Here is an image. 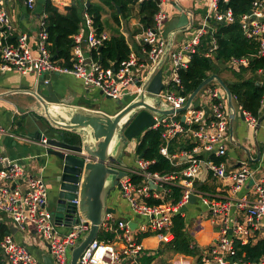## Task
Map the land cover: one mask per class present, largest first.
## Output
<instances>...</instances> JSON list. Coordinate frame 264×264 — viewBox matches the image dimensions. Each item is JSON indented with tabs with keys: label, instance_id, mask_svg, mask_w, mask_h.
<instances>
[{
	"label": "built area",
	"instance_id": "2783aa9c",
	"mask_svg": "<svg viewBox=\"0 0 264 264\" xmlns=\"http://www.w3.org/2000/svg\"><path fill=\"white\" fill-rule=\"evenodd\" d=\"M87 1V0H85ZM142 2L144 0H136ZM169 0H160L159 10L154 17V25L146 28L142 35V43L147 49V64L139 62L134 53L122 60L115 69L104 67L99 61L87 59L82 52L81 36L75 38L72 48L70 66L60 65L52 58L49 49L46 21L42 20V28L38 34L36 52L29 43V37L22 33L15 41L10 39L12 29L11 20L5 10V0H0V72L18 70L22 74L68 73L81 79L86 87L99 88L104 95L112 99L130 96L131 102L140 98L143 93H149L143 84L148 80V71L161 60L167 46V38L163 36V29L168 14L162 9L163 3ZM221 0H210L211 16L217 22H232L234 16L231 9L221 11ZM226 1V0H225ZM86 3V2H85ZM29 9L34 10L36 0H26ZM251 11V12H250ZM263 18V20H262ZM243 29L248 37H254L259 42V55L264 57V0H253L251 8L241 15ZM84 26L88 28L86 42L92 49H99L110 37L105 31L98 32L94 26V19L87 11L84 13ZM205 34L203 29L193 37L182 41L179 47L169 50L168 57L171 64L170 79L167 87L155 94L165 106L174 112L165 115L151 128L163 127L162 146L160 151L175 164L187 163L180 172L161 174L150 170L151 161L136 158L135 167H122L127 172L120 178L121 194L125 198L135 216L143 218L140 225L143 231L155 232L159 240L166 242L173 237V216L181 211L189 202V196L195 194L208 207L213 217L218 220L219 230L216 247L209 255L201 258L200 264H264V255L257 262H232L229 256L235 253V241L248 242L253 231L261 228L264 219V180L255 177L254 170L246 163L241 162L238 167L227 169L225 163L216 162L211 155L225 156L229 144L230 108L224 88L218 83H212L198 93L200 101L186 110L179 112L187 102L190 94L182 88L180 70L188 67L191 55L196 52L197 46ZM216 40L212 38V46L207 56H212L216 49ZM241 64L247 65L245 59H232L230 65L239 69ZM146 67L148 70L145 71ZM263 77H264V71ZM264 101V95L263 100ZM210 108L206 114L205 107ZM245 121L250 128H255L258 117L246 111L242 105ZM182 115L185 120L182 121ZM156 116V115H155ZM9 134L7 128L0 122V135ZM180 135L195 142L192 151H182L179 154L169 152L170 143ZM46 146V138L41 139ZM204 154V157L199 155ZM206 154V155H205ZM87 161L93 157L86 153ZM112 163V162H111ZM206 163L208 171L216 178L229 181L233 198L216 199L195 186L203 171L202 164ZM25 165L19 160L11 159L0 152V212L8 216L18 229L27 230L31 224L41 236L47 250L52 255L54 264H69V251L72 246L85 236L90 229L89 220L78 209V222L64 234L57 230V225L48 210V187L41 176H28L25 182ZM140 176L137 182L132 177ZM252 180L255 196L249 199L243 195L235 197L236 193ZM154 182L155 189L150 186ZM171 186L182 188V198L179 202L166 201ZM150 198L163 200L160 204H149ZM233 199V200H232ZM79 204V197L73 199ZM235 205L243 216L237 218L232 214ZM102 229L112 232L115 239H94L81 256L82 264H139V257L144 248L133 236V229L126 220H114L112 213H107ZM233 231L231 235L230 231ZM264 238V232H263ZM120 243V245H118ZM6 264H44L36 258L27 244L17 242L12 234H6L1 243Z\"/></svg>",
	"mask_w": 264,
	"mask_h": 264
},
{
	"label": "crops",
	"instance_id": "0c3cea01",
	"mask_svg": "<svg viewBox=\"0 0 264 264\" xmlns=\"http://www.w3.org/2000/svg\"><path fill=\"white\" fill-rule=\"evenodd\" d=\"M85 2H88V4H102V21L104 23L103 31L108 33L109 37L118 36L121 34L124 35L130 46V53H134L141 63L147 64L149 62L147 53V49L149 47L142 43V35L147 27H145L141 21V17L139 15V4H130L129 9L122 13V10L119 12L116 4H113L112 7L111 5L103 3L101 0H53V3L62 13H66L67 8L73 4L82 5ZM44 4L45 0H36V6L34 10L28 8L26 0H5L4 4L5 10L7 11L12 24V29L10 30V39L15 41L19 35L26 33L29 37V43L32 46L34 53L36 52L35 50L38 34L42 28V20L45 14ZM180 7L187 8L193 12L194 25L192 28H189L185 31L177 30L171 32L169 37H166L169 44V50L179 47L182 41L195 36L200 31V29H203L205 34L208 31H215V24L212 21V16L210 15V0H169L166 3H163L162 9L168 14L164 28L172 19L180 16ZM85 11V8L81 7V13L83 16ZM84 25L85 24L82 25L80 32L75 35V38L81 36L82 52L84 56L87 59H93L92 48H90L86 42L88 28ZM113 63L114 62H112V64ZM226 64H228V67H221L219 73L217 74H219L223 80L234 79L232 69L235 68L230 65V62ZM155 66L156 64L148 71L149 74L154 71ZM155 68L156 70L153 73L156 74L158 71H161L163 76V85L164 87H167L166 83L170 79L171 69L168 54L157 63ZM147 70L148 67H146L145 71ZM259 73L263 74L262 71H259ZM39 77L40 76L35 73L22 74L15 69L5 73L0 72V122L7 128L9 132V134L0 135V152L4 154L6 153V155L11 159H16L24 163L26 169L25 176L22 179L24 182L26 178L31 175L41 176L45 180L49 192L48 210L51 212L52 206L49 202L52 201V198L57 191L58 177L61 173L59 164L60 161L56 156L46 152V146L41 143V138L29 136L26 128L28 121H30L32 118L34 119V117H40L39 115H35V111L33 112L30 107V105L33 104L32 106L34 108H37L38 106L40 109H42L40 104L30 92V90H36ZM51 80L54 90L57 96L60 98L59 104L46 103L49 107V111L54 116H56L58 112H62V108L64 107L74 109H96L102 110L109 115H113L123 106L130 103L132 99L128 95L116 100L108 98L99 88L86 87L81 79L68 73H52ZM213 82L216 83L218 81L213 80L204 86L201 91L208 85H212ZM194 101H196L195 103H198L200 98L197 96ZM233 103L236 108L234 130L233 135L231 136V131L229 129L230 139L228 150L222 161L225 163L227 169L238 167L241 162H246L242 155L237 151V148H240L244 151L246 158L255 164L253 167L250 166L255 172V177L257 179L264 180V120L262 121L258 130L255 128H250L245 119L241 117L242 111L239 108L240 104H238L234 96ZM261 110L263 114L264 101L262 103ZM43 111L44 110H41L39 112ZM20 118L22 120H20ZM43 132L47 133L45 129H43ZM243 141H245V143H243ZM137 143L138 140L134 138L133 140H129L126 144L121 145V149L119 151H115L118 162L111 160L112 163L110 162V165L116 168L119 167V169H122V167H135L136 158L139 156L142 157V155L137 154ZM258 145L260 146L261 150L260 158L259 160H255L258 157ZM243 146L250 150L252 158L248 156ZM179 153L180 152H176V154ZM201 174L200 178L198 179L199 183L205 182L207 188L206 190H203L202 188L199 189L208 193L210 197H214L216 199L234 197L228 180L216 178L211 175L209 171L203 179L201 178ZM243 195L247 196L249 199L254 198L255 191L252 180H249L244 188L236 193L235 197L237 198ZM106 206L115 210L112 212L114 220H126L128 223H137L136 227L133 229V236L139 243L142 244L144 250L151 254H155L160 248H164V246H162V241L159 240L155 232L141 230L140 225L144 219L135 216L127 200L123 198L121 194V188L117 185L109 187L106 196ZM186 206L187 209L184 211L181 210V212L184 213L186 229L193 236V241L199 253L197 255H187L184 253L172 252L173 255L168 261L169 264H200L201 261H199V257L202 258L204 255H209L211 250L215 248L217 244L219 224L218 220H216V218L210 213L208 207L202 204L199 198H197V202L195 203H191L189 201ZM231 212L237 218H241L243 216V212H241V210H239L235 205L232 206ZM0 221L7 223L11 229L9 234H12L17 242L27 244V247L31 253L40 261H42L41 258L44 253H49L46 245L41 239L40 234L35 231L31 224H28L27 230L22 231L15 227L11 219L2 212H0ZM71 227L57 226V230L61 234H64L67 233ZM232 232L233 231L231 230V235H233ZM263 232L264 219L262 220L261 228L253 231L249 241L257 242L259 239H264ZM142 235L144 236L142 237ZM110 239L113 240L115 238L113 236ZM120 243L121 242H119L118 245H120ZM0 252L6 262L3 249L0 250ZM69 252L70 261L71 250ZM165 263L166 260H164L160 254L152 264ZM210 264L218 263L212 262Z\"/></svg>",
	"mask_w": 264,
	"mask_h": 264
},
{
	"label": "water",
	"instance_id": "95a60500",
	"mask_svg": "<svg viewBox=\"0 0 264 264\" xmlns=\"http://www.w3.org/2000/svg\"><path fill=\"white\" fill-rule=\"evenodd\" d=\"M156 1L160 3V0ZM117 8L120 12V6L117 5ZM179 10L181 11L180 16L172 19L163 30V35L167 38L173 31H185L194 25L193 12L184 7H180ZM168 51L169 44L162 58L168 54ZM101 60L102 57H100V63ZM111 67L115 69L116 63H113ZM155 67L154 71L156 70ZM221 67L227 68L228 64L221 63ZM153 72L143 84V88L147 87L149 93H143L140 98L126 104L113 115L96 109L64 107L62 112H58L54 116L49 111L46 103L59 104L60 98L54 90L51 74L40 76L36 90H30L42 109L38 106L37 108L32 106V111H35L34 114L40 117H34V119L32 118L28 121L26 127L28 135L41 139L46 138V152L56 156L60 161L61 173L58 177L57 191L52 201L49 202L52 206V218L58 227H71L78 222L76 211L79 209L90 223V229L85 236L77 245L70 248L69 264H82L81 256L89 244L98 237L107 213L115 211L106 206L107 192L109 187L115 185L121 187L120 178L127 174L125 170L110 165L111 160L118 162L115 151H119L121 145L126 144L129 140L136 138L139 141L142 133L156 123V117L161 120L165 115L174 112L173 109L162 108L164 104L155 95L163 89L164 85L162 72L158 71L156 74ZM213 80L218 81L226 91L230 108V131L232 136L236 116L233 95L223 78L217 73L205 78L189 95L186 104L178 111H186L194 103L201 89ZM260 84L261 82H259ZM107 97L110 98L109 96ZM41 110L44 111L39 112ZM205 111L208 115L209 107L206 106ZM241 117L245 119L243 112H241ZM184 120L185 116L182 115V121ZM263 120L264 113L258 119V123L255 126L256 130L260 128ZM43 129L47 133L43 132ZM69 132L79 134L81 142H70L68 140ZM243 148L248 156L252 158L250 150L244 146ZM258 150V157L255 160L260 158L261 150L259 145ZM86 153L91 155L93 159L87 161ZM202 166L201 178L203 179L208 173V167L206 163H203ZM150 186L152 188L156 187L152 181ZM77 196L79 197L78 205L73 202V199ZM189 201L191 203L197 202V196L191 194ZM186 209L187 206L185 205L181 210L184 211ZM129 225L134 229L137 223L130 222ZM0 250H2L1 245ZM41 260L44 264H54L50 253H44Z\"/></svg>",
	"mask_w": 264,
	"mask_h": 264
},
{
	"label": "trees",
	"instance_id": "16d2710c",
	"mask_svg": "<svg viewBox=\"0 0 264 264\" xmlns=\"http://www.w3.org/2000/svg\"><path fill=\"white\" fill-rule=\"evenodd\" d=\"M101 1L112 7L113 4L120 6L122 13L129 9L130 4H139V15L145 27L154 25V17L159 10V4L156 0H144L140 3L136 0ZM252 2L253 0H221L219 3L221 11L224 12L226 9H231L234 21L221 23L213 19L215 31H208L202 36L196 52L191 55L188 67L181 69L179 74L182 83L181 89L185 93L190 94L210 74L219 73L222 62L229 63L232 59H245L247 65L241 64L239 69H232L234 79L224 81L238 104L242 105L246 111L252 113L254 116L259 117L262 114L261 101L264 95V77L259 71H264V57L258 53V40L254 37L247 36L241 22V15L251 8ZM44 5L46 29L50 43L49 49L52 58L60 65L70 66L72 64V48L76 43L75 35L80 32L84 24L81 7H84L92 15L94 26L98 32H102L104 30V23L102 21L103 6L102 4H88V2L82 5L73 4L67 8L66 13H62L53 3V0H45ZM212 38H215L217 47L212 56H207L206 54L212 46ZM130 52V46L125 36L121 34L110 37L105 41L101 49H92V57L97 61L102 57L101 64L104 67H111L112 62L118 65L122 60L128 58ZM259 82H261L260 85ZM162 130L163 127L146 130L137 143V154L151 161L149 167L151 171L161 174L178 173L187 166V163L180 162L179 164H175L174 161H171L161 153L160 148L163 142ZM68 140L72 143H80L81 136L69 132ZM194 146L195 142L180 135L179 138L174 139L170 143L169 152L175 154L176 152L192 151ZM199 156L203 158L204 154ZM222 157L211 155V158L216 162L222 161L224 156ZM132 178L137 182L141 180L140 176H133ZM195 186L203 190L207 188L206 183H199V180L195 182ZM181 198L182 188L179 186H171V191L166 197V201L169 200L177 203ZM148 202L149 204H160L163 200L150 198ZM10 232L9 225L0 221V244L4 236ZM172 233V239L162 242L164 248H160L157 253L151 254L144 250L138 259L139 264H152L165 250L187 255H197L199 253L193 241V236L186 229L185 216L181 211L173 216ZM113 236L112 232L101 230L98 239H110ZM263 255L264 239H259L257 242L249 241L248 243L236 240L235 253L229 256L228 259L232 262H257ZM199 261H201V257H199ZM0 264H6L1 252Z\"/></svg>",
	"mask_w": 264,
	"mask_h": 264
},
{
	"label": "rangeland",
	"instance_id": "374dc122",
	"mask_svg": "<svg viewBox=\"0 0 264 264\" xmlns=\"http://www.w3.org/2000/svg\"><path fill=\"white\" fill-rule=\"evenodd\" d=\"M29 102H31V101H29ZM25 105H26V104H25ZM32 105H33V104L30 105L31 109H32ZM162 106H165V105H162ZM20 120H22V119L20 118ZM243 143H245V141H243ZM237 151L242 155V157L246 160V163H247L249 166L253 167V166L255 165V164H253L251 161H249V160L246 158V155H245V153H244V151H243L242 149L237 148ZM170 239H172V237H170ZM161 255H162V258H163L164 260H166V263H165V264H169L168 261H169V259L172 257L173 253L170 252V251H165V252H164L163 254H161Z\"/></svg>",
	"mask_w": 264,
	"mask_h": 264
},
{
	"label": "bare ground",
	"instance_id": "6f19581e",
	"mask_svg": "<svg viewBox=\"0 0 264 264\" xmlns=\"http://www.w3.org/2000/svg\"><path fill=\"white\" fill-rule=\"evenodd\" d=\"M119 168V167H118Z\"/></svg>",
	"mask_w": 264,
	"mask_h": 264
}]
</instances>
